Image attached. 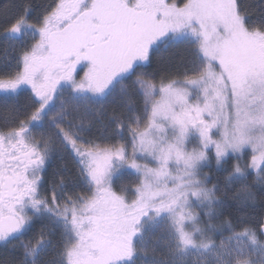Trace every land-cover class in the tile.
Here are the masks:
<instances>
[{"label":"snow or ice","instance_id":"obj_1","mask_svg":"<svg viewBox=\"0 0 264 264\" xmlns=\"http://www.w3.org/2000/svg\"><path fill=\"white\" fill-rule=\"evenodd\" d=\"M258 9L0 0V264H264Z\"/></svg>","mask_w":264,"mask_h":264},{"label":"trees","instance_id":"obj_2","mask_svg":"<svg viewBox=\"0 0 264 264\" xmlns=\"http://www.w3.org/2000/svg\"><path fill=\"white\" fill-rule=\"evenodd\" d=\"M250 3L253 7H256L257 10H259L258 6L261 3H264V0H250ZM158 55L161 57L162 61H168L169 59L178 60L180 58V56L182 55V53L179 50L170 49L167 51H162V52L158 53Z\"/></svg>","mask_w":264,"mask_h":264},{"label":"flooded vegetation","instance_id":"obj_3","mask_svg":"<svg viewBox=\"0 0 264 264\" xmlns=\"http://www.w3.org/2000/svg\"><path fill=\"white\" fill-rule=\"evenodd\" d=\"M2 58H3V52L0 51V59H2Z\"/></svg>","mask_w":264,"mask_h":264},{"label":"rangeland","instance_id":"obj_4","mask_svg":"<svg viewBox=\"0 0 264 264\" xmlns=\"http://www.w3.org/2000/svg\"><path fill=\"white\" fill-rule=\"evenodd\" d=\"M82 74V73H81Z\"/></svg>","mask_w":264,"mask_h":264}]
</instances>
